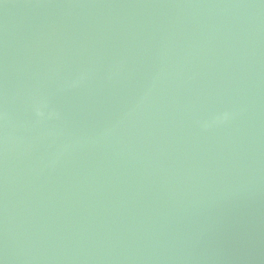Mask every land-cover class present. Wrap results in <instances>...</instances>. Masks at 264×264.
<instances>
[{"label": "water", "instance_id": "obj_1", "mask_svg": "<svg viewBox=\"0 0 264 264\" xmlns=\"http://www.w3.org/2000/svg\"><path fill=\"white\" fill-rule=\"evenodd\" d=\"M0 264H264V0H0Z\"/></svg>", "mask_w": 264, "mask_h": 264}]
</instances>
